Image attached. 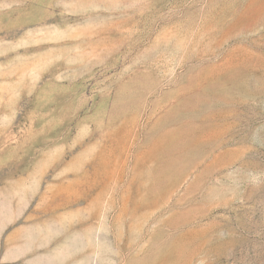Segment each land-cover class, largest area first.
<instances>
[{
  "label": "rangeland",
  "instance_id": "1",
  "mask_svg": "<svg viewBox=\"0 0 264 264\" xmlns=\"http://www.w3.org/2000/svg\"><path fill=\"white\" fill-rule=\"evenodd\" d=\"M0 264H264V0H0Z\"/></svg>",
  "mask_w": 264,
  "mask_h": 264
}]
</instances>
